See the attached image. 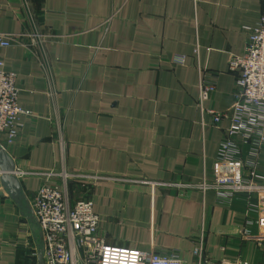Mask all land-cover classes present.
I'll list each match as a JSON object with an SVG mask.
<instances>
[{
  "label": "crops",
  "instance_id": "crops-1",
  "mask_svg": "<svg viewBox=\"0 0 264 264\" xmlns=\"http://www.w3.org/2000/svg\"><path fill=\"white\" fill-rule=\"evenodd\" d=\"M261 15V0H0V31L18 38L0 59L29 111L11 142L0 132L25 172L17 199L0 179V264L35 260L41 235L25 196L63 169L78 175L69 199L93 201L108 244L176 251L183 264H264L255 194L228 200L194 185L211 177L230 124L229 57ZM200 69L215 83L201 105L228 113L217 123L199 106Z\"/></svg>",
  "mask_w": 264,
  "mask_h": 264
},
{
  "label": "built area",
  "instance_id": "built-area-1",
  "mask_svg": "<svg viewBox=\"0 0 264 264\" xmlns=\"http://www.w3.org/2000/svg\"><path fill=\"white\" fill-rule=\"evenodd\" d=\"M261 1L264 4V0ZM17 40L14 34L0 31V48ZM175 61L181 63L183 58L178 57ZM228 69L236 74L230 124L219 143L211 177L203 176L194 185L203 191L212 189L217 197L228 200L235 193L253 192L256 201L250 204L257 213V226L264 231V171L260 170L264 157V15L250 29L245 50L239 55H230ZM203 70L200 69L199 76V106L211 114L213 123H217L228 113L201 105L215 89L212 75ZM15 81V73L6 71L0 59V132L6 134L8 142L17 134L19 116L29 113L17 104ZM14 173L15 176L25 174L15 170ZM1 174L0 171V177ZM55 174L50 171L45 176L50 178ZM58 174V181L46 180L36 191L25 196L32 219L40 231L38 251L43 264H183L176 251L161 255L106 243L98 232L100 218L93 209V201L86 197L69 199V181L78 175L65 169ZM141 182L152 183L149 179ZM38 251L32 254L35 260L28 264H39ZM193 254L201 263V242L193 248Z\"/></svg>",
  "mask_w": 264,
  "mask_h": 264
},
{
  "label": "water",
  "instance_id": "water-1",
  "mask_svg": "<svg viewBox=\"0 0 264 264\" xmlns=\"http://www.w3.org/2000/svg\"><path fill=\"white\" fill-rule=\"evenodd\" d=\"M14 170L15 165L13 160L10 158L6 150L0 146V171L2 172L0 179L4 187L8 189L10 195L17 199L20 196L21 184L16 178ZM37 261L39 264H43L40 251H38Z\"/></svg>",
  "mask_w": 264,
  "mask_h": 264
}]
</instances>
